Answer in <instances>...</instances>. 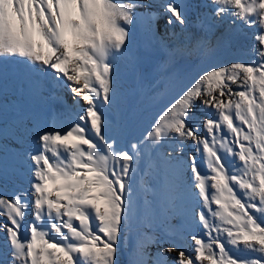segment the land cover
Segmentation results:
<instances>
[{
	"label": "snow or ice",
	"instance_id": "snow-or-ice-1",
	"mask_svg": "<svg viewBox=\"0 0 264 264\" xmlns=\"http://www.w3.org/2000/svg\"><path fill=\"white\" fill-rule=\"evenodd\" d=\"M0 61V264H264V0H0Z\"/></svg>",
	"mask_w": 264,
	"mask_h": 264
},
{
	"label": "bare ground",
	"instance_id": "bare-ground-1",
	"mask_svg": "<svg viewBox=\"0 0 264 264\" xmlns=\"http://www.w3.org/2000/svg\"><path fill=\"white\" fill-rule=\"evenodd\" d=\"M190 19H191V13H190ZM178 25H177V29H178ZM222 30V29H221ZM219 34V33H218ZM231 35V34H230ZM232 36V35H231ZM235 36V39L238 40V38ZM242 39V40H241ZM240 41H234L232 40V38H230V36L228 37H224V39L221 40L220 42V45L218 47V50H217V55L216 57L214 58V61L213 63H218V64H226V63H229L231 61H233L234 59H237V57L233 56V53L236 51V49L241 46L243 43H245L243 37H241ZM134 44L136 45H140L143 43V37H142V34L141 32L139 31V29L137 28L135 30V36H134ZM0 63H3V61H0ZM9 64V67H15L14 64H12L11 61L8 62ZM10 79H12V77H10ZM18 89V86H13V94H16V96H21L19 91L17 90ZM66 89L63 90V92L59 93V94H63L65 93ZM45 95H48V93H45ZM22 98L20 100L22 101H26V97L24 96H21ZM20 98V97H19ZM66 99V98H65ZM67 100V99H66ZM67 103L68 105H71L72 104V96H71V99L67 100ZM48 108L49 109H52V108H55L56 110H60L61 106L60 104H56L55 102H53L52 100H49L48 101ZM147 122L148 121V118L147 116L143 119ZM0 155H2V153H0ZM5 163H7L9 166H12L13 165V161L12 159L9 157ZM2 180V178H0V181ZM16 180L18 181L19 178L17 177ZM8 182H0V184H6V185H10V187H13V181L11 179L7 180ZM176 244L180 245L178 241L174 240ZM188 248L191 247V242L189 240V242L186 243ZM162 247L164 248H168V247H173V243H168L166 245H162ZM156 249V248H155ZM157 250V249H156ZM175 255V253H173ZM172 255V254H171ZM172 259V258H170Z\"/></svg>",
	"mask_w": 264,
	"mask_h": 264
},
{
	"label": "rangeland",
	"instance_id": "rangeland-1",
	"mask_svg": "<svg viewBox=\"0 0 264 264\" xmlns=\"http://www.w3.org/2000/svg\"><path fill=\"white\" fill-rule=\"evenodd\" d=\"M159 23L162 24L163 23V20H161ZM220 31L222 32L223 29L220 30ZM228 36H230V38H232V40H234V41H238V40L240 41V39H241V36H238V35H236V37L238 38V40L235 39V36L234 35H232V36L230 34L229 35H225V37H228ZM61 95H63L67 100L71 99V94L67 90L65 91V93H63ZM10 98H12V99H21L22 97L21 96H18L17 97L16 94H13L12 93ZM147 124H148L147 121L142 120L139 123V125L137 126V128L135 129V133L136 134H139V132L143 128L147 127ZM1 181L2 182H8V181L4 180L3 178H2ZM11 188L12 187H10V185L8 186L6 184H0V192H4L5 190H10ZM174 223H175V221H174ZM172 239L178 241L181 247H188L186 243L189 242V240H190V238H189V240L184 241V240H181L179 237H173ZM135 241H136V233L135 232H133L127 238V240H125L124 234L123 233L121 234L120 248H119L118 255H117V260H118L119 264H129L130 253L134 250ZM166 244H168V243H165L163 245H166ZM155 248L157 249L156 246H153V247H151L149 249V251H151V252L154 253L155 251H157ZM173 256H174L173 253H172V255L171 254L169 255V261H171L170 258H172Z\"/></svg>",
	"mask_w": 264,
	"mask_h": 264
}]
</instances>
